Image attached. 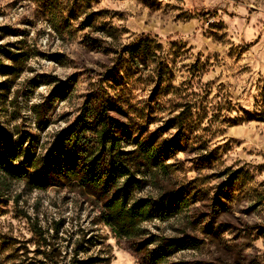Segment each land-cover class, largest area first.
<instances>
[{
	"label": "rangeland",
	"instance_id": "rangeland-1",
	"mask_svg": "<svg viewBox=\"0 0 264 264\" xmlns=\"http://www.w3.org/2000/svg\"><path fill=\"white\" fill-rule=\"evenodd\" d=\"M101 104L133 200L188 203L119 238L100 193L0 170V264H264V0H0L2 144L45 157Z\"/></svg>",
	"mask_w": 264,
	"mask_h": 264
},
{
	"label": "trees",
	"instance_id": "trees-1",
	"mask_svg": "<svg viewBox=\"0 0 264 264\" xmlns=\"http://www.w3.org/2000/svg\"><path fill=\"white\" fill-rule=\"evenodd\" d=\"M148 38H140L129 46L138 53L142 45H149ZM119 126L107 113V105L99 110L90 108L63 130L48 148L46 156L34 158L26 154L23 144L0 141V170L11 178L33 182L37 188H45L55 182H76L103 196V216L106 224L119 238L139 236L142 224L149 219L165 220L188 203L187 198H152L133 200L132 190L142 180L136 177L135 157L121 150L123 137ZM25 152V153H24ZM150 154V153H149ZM25 155L26 159L16 164ZM23 164V165H22ZM183 248L182 244L160 247L151 258V264H160L172 253Z\"/></svg>",
	"mask_w": 264,
	"mask_h": 264
}]
</instances>
